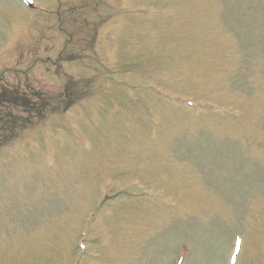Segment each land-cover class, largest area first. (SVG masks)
<instances>
[{
  "label": "rangeland",
  "instance_id": "1",
  "mask_svg": "<svg viewBox=\"0 0 264 264\" xmlns=\"http://www.w3.org/2000/svg\"><path fill=\"white\" fill-rule=\"evenodd\" d=\"M32 1L0 87L70 97L0 133V264H264V0Z\"/></svg>",
  "mask_w": 264,
  "mask_h": 264
},
{
  "label": "trees",
  "instance_id": "2",
  "mask_svg": "<svg viewBox=\"0 0 264 264\" xmlns=\"http://www.w3.org/2000/svg\"><path fill=\"white\" fill-rule=\"evenodd\" d=\"M23 94V93H21ZM36 94L37 102H31L30 97L23 95L4 96L3 103L7 107V110H3L0 113V133H2V142L6 143L11 137L12 133L30 125L34 120H39L45 116L48 112H53L54 107L49 105L51 100L44 95ZM10 107L18 108L19 114L11 112ZM10 135V136H9Z\"/></svg>",
  "mask_w": 264,
  "mask_h": 264
}]
</instances>
